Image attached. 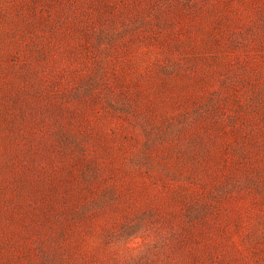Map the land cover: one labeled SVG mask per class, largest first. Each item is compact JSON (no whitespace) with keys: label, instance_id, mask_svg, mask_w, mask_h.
<instances>
[{"label":"rangeland","instance_id":"obj_1","mask_svg":"<svg viewBox=\"0 0 264 264\" xmlns=\"http://www.w3.org/2000/svg\"><path fill=\"white\" fill-rule=\"evenodd\" d=\"M134 218L264 264V0H0V264Z\"/></svg>","mask_w":264,"mask_h":264},{"label":"clouds","instance_id":"obj_2","mask_svg":"<svg viewBox=\"0 0 264 264\" xmlns=\"http://www.w3.org/2000/svg\"><path fill=\"white\" fill-rule=\"evenodd\" d=\"M178 231L174 225L134 218L129 231L115 233L107 243L99 232L86 234L81 248L96 255L99 264H183L182 255L173 250Z\"/></svg>","mask_w":264,"mask_h":264}]
</instances>
